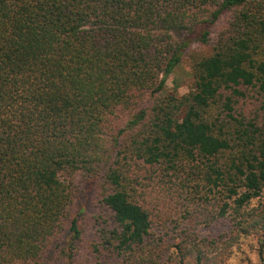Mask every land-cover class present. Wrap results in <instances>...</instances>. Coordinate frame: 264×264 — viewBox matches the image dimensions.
<instances>
[{"label":"trees","instance_id":"1","mask_svg":"<svg viewBox=\"0 0 264 264\" xmlns=\"http://www.w3.org/2000/svg\"><path fill=\"white\" fill-rule=\"evenodd\" d=\"M82 250L264 264V0H0V264Z\"/></svg>","mask_w":264,"mask_h":264},{"label":"rangeland","instance_id":"2","mask_svg":"<svg viewBox=\"0 0 264 264\" xmlns=\"http://www.w3.org/2000/svg\"><path fill=\"white\" fill-rule=\"evenodd\" d=\"M192 52H199L201 49L197 48V46H193ZM205 51V50H204ZM183 62L174 70V72L168 77L166 82V87L168 90H174L176 89L179 95L186 94L190 88L193 87V79L191 77V67L188 60V56H185L183 58ZM91 194L89 193L84 200H81V205L86 207V213L88 214H94L96 211L94 208H91L90 203ZM190 224V230L195 228L194 224ZM227 231V224L225 222L217 221L212 222L208 221L206 223H201L200 225H197L194 233L195 235H198L200 238L207 237V238H214L220 235L221 233H225ZM172 237L171 235L168 236ZM170 245L169 247H173L174 243L177 242V239L169 238ZM174 249V248H172ZM45 264H61L60 262H57L55 260V257H50L47 263ZM76 264H96V260L93 256L90 255L86 250H82L80 254L77 257V263Z\"/></svg>","mask_w":264,"mask_h":264}]
</instances>
